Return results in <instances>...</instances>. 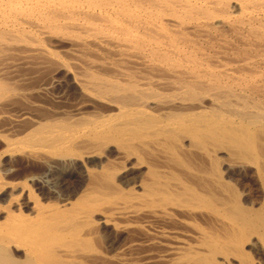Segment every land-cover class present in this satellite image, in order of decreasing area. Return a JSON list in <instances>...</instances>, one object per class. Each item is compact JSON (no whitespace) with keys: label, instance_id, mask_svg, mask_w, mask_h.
I'll return each instance as SVG.
<instances>
[{"label":"bare ground","instance_id":"6f19581e","mask_svg":"<svg viewBox=\"0 0 264 264\" xmlns=\"http://www.w3.org/2000/svg\"><path fill=\"white\" fill-rule=\"evenodd\" d=\"M2 121L0 264H264V0H0Z\"/></svg>","mask_w":264,"mask_h":264},{"label":"rangeland","instance_id":"374dc122","mask_svg":"<svg viewBox=\"0 0 264 264\" xmlns=\"http://www.w3.org/2000/svg\"><path fill=\"white\" fill-rule=\"evenodd\" d=\"M3 123V124H2ZM5 124H6V122L4 123V121H2V122H0V154L1 153H3L4 152V146L2 145V139H3V137H7V138H10V136L11 135H13L12 133V131H10L9 129H7L8 128V126L7 127H5ZM2 127V128H1ZM5 127V128H4ZM4 129V130H3ZM3 131V132H2ZM6 132V133H5ZM2 134V135H1ZM6 157V158H5ZM4 157V159L6 160L5 161V163H3V162H1L0 163V180L1 181H3V182H12V180L14 179V176L13 175H15L16 173H24V172H27V171H29V170H33V169H31V168H35L34 170H36L37 171V169H38V171H42L43 170V168L44 167H41V166H39V165H35V164H33V163H27V162H25L24 161V159H19V158H16V157H14V156H10V155H6ZM16 159V160H15ZM19 159V160H18ZM14 160V161H13ZM17 161V162H16ZM18 161H20V162H18ZM24 163V164H23ZM17 164H22L24 167L22 168V165H20V166H18ZM29 164H31L30 166H29ZM33 164V165H32ZM6 165H7V167H6ZM15 165V166H14ZM50 165H52V167H55L56 168V166H57V168L56 169H58V170H62V169H64L63 167H65L63 164H50ZM10 166V167H9ZM38 166H39V168H38ZM60 166V167H59ZM16 167V168H15ZM26 167V169H24ZM41 167V168H40ZM12 168H14V169H12ZM5 169V170H4ZM22 169H24V170H22ZM29 169V170H28ZM39 169H41V170H39ZM18 170V172H16ZM20 170L22 171V172H20ZM6 171H8L7 173H6ZM13 171H15L14 173H13ZM4 172V173H3ZM10 172L12 173V174H10ZM8 174V175H7ZM52 174V173H51ZM49 175L45 180L46 181H50V183H52V179H54L55 180V178L56 177H58V176H56V174H54V176H56L55 178H54V176H52V175ZM13 176V177H12ZM50 177V178H49ZM52 178V179H51ZM53 180V181H54ZM78 179L76 178V177H73V178H71L69 181H67V183L66 184H64L63 186H61L60 188H61V190H62V192H63V190H64V192L66 191V190H68L69 188H72L74 185L73 184H75V185H77L78 183ZM52 186V185H51ZM60 186V185H59ZM68 186H69V188H68ZM72 186V187H71ZM63 188V189H62ZM52 189H54V190H56V191H58V188H52ZM63 192V193H64ZM66 193V192H65ZM112 264H116V263H112ZM153 264H155V263H153ZM156 264H158V263H156Z\"/></svg>","mask_w":264,"mask_h":264}]
</instances>
